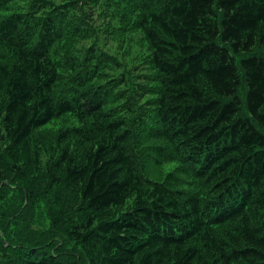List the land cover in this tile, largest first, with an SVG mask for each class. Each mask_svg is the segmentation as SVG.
<instances>
[{
  "label": "trees",
  "instance_id": "obj_1",
  "mask_svg": "<svg viewBox=\"0 0 264 264\" xmlns=\"http://www.w3.org/2000/svg\"><path fill=\"white\" fill-rule=\"evenodd\" d=\"M13 1L0 0V264H68L10 234L27 206L9 185L40 173L69 194L62 240L83 264H264V0H135L156 83L136 112L120 91L111 103L120 83L94 82V53L53 59L68 9ZM63 116L76 125L43 152L40 130Z\"/></svg>",
  "mask_w": 264,
  "mask_h": 264
},
{
  "label": "rangeland",
  "instance_id": "obj_2",
  "mask_svg": "<svg viewBox=\"0 0 264 264\" xmlns=\"http://www.w3.org/2000/svg\"><path fill=\"white\" fill-rule=\"evenodd\" d=\"M33 1L68 9L63 41L52 51L54 60L63 63L68 56L79 64L89 63V58L94 53L96 57H99L94 82L97 85L106 86L120 83L113 94L111 102L113 105L121 104V100L115 96L117 91L123 93L127 101L131 103L134 112L152 98L143 92L145 87L156 86V83L154 82L155 72L149 65L148 44L137 25L140 13L135 0H97V2L93 0H15L9 4L8 10L25 12ZM242 96L243 93L240 92V97ZM75 125L76 121L73 118L63 116L44 126L39 134V139L44 145L42 151H47L48 143L56 137L59 130ZM46 157L47 155L43 158L46 159ZM177 166V162L169 161L162 166L161 170L166 174ZM38 176H42V173ZM38 176H34L24 184L8 183L9 190H15L17 187V190L24 192L21 207L27 206L25 217L21 218L19 228H14L16 232H11V236L44 240L50 243L54 250L56 249L54 254L63 261L68 264H83V255L78 244L72 240H66L64 244L62 240L66 233L64 223H67L66 220H69L71 214L70 202L66 198L69 194L63 195L62 198L56 193L59 192L58 189L48 192V189L45 190L46 180L43 181V186H38L41 185L37 184ZM186 180L190 181L187 177ZM194 186L188 183L185 185L187 188ZM29 190L35 196L29 194ZM13 197V194L9 196L10 204L7 207L12 206L15 201ZM52 235L55 236L53 239L50 237ZM57 237L64 244L61 248H55L51 242V240L56 241Z\"/></svg>",
  "mask_w": 264,
  "mask_h": 264
},
{
  "label": "bare ground",
  "instance_id": "obj_3",
  "mask_svg": "<svg viewBox=\"0 0 264 264\" xmlns=\"http://www.w3.org/2000/svg\"><path fill=\"white\" fill-rule=\"evenodd\" d=\"M60 34V33H59ZM259 51V50H258ZM4 55V54H3ZM1 56V55H0ZM2 57V56H1ZM249 57V56H248ZM234 58V57H233ZM237 67V66H236ZM238 69V68H237ZM242 71V70H241ZM254 120V119H253ZM256 124V123H255ZM261 130V129H260ZM57 193V192H56ZM23 207V206H22ZM51 253V252H50ZM58 259V258H57ZM61 262V261H60Z\"/></svg>",
  "mask_w": 264,
  "mask_h": 264
}]
</instances>
